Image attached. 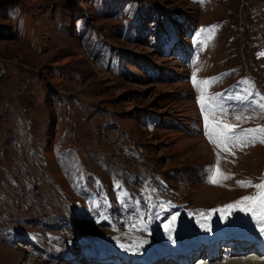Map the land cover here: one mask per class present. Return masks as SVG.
Returning a JSON list of instances; mask_svg holds the SVG:
<instances>
[{
    "label": "rangeland",
    "instance_id": "rangeland-1",
    "mask_svg": "<svg viewBox=\"0 0 264 264\" xmlns=\"http://www.w3.org/2000/svg\"><path fill=\"white\" fill-rule=\"evenodd\" d=\"M262 53L264 0H0V264L263 244L254 208H227L264 183Z\"/></svg>",
    "mask_w": 264,
    "mask_h": 264
},
{
    "label": "snow or ice",
    "instance_id": "snow-or-ice-1",
    "mask_svg": "<svg viewBox=\"0 0 264 264\" xmlns=\"http://www.w3.org/2000/svg\"><path fill=\"white\" fill-rule=\"evenodd\" d=\"M264 55V53H262ZM209 81H202L201 84L205 86V88L209 85ZM195 84V81H194ZM201 91V100L200 103L202 107H207L208 109L211 110L213 116L215 115V108L213 107L216 103V97L215 96H208L205 98L204 96V88L199 89ZM237 119H240V117H237ZM234 125H229V124H217L215 125L212 130L209 133V138L210 142L214 143L215 146L219 149H221L224 152H229L230 147L235 146V147H240L244 146V142L241 141L239 138H236L231 135ZM255 132L261 133V136L259 138V143L264 144V129H257V130H252V133L254 134ZM213 136H215V139H213ZM234 141V143H233ZM252 144H255L257 142L256 138L253 135V138L250 141ZM231 177L224 174L223 172L220 171L219 169V162L217 165V168L213 172V176L210 179V182L213 184H222L223 180L230 179ZM241 186L249 185L250 182H245L241 181L239 182ZM258 189V194L255 197H245L241 201H238L237 204L235 205H229L227 206L228 210L240 206V205H245L246 203L248 204L249 207H253V215L256 216L257 213L258 215V223H261V231L264 232V183H261L260 185L256 186ZM175 219V217H173Z\"/></svg>",
    "mask_w": 264,
    "mask_h": 264
},
{
    "label": "bare ground",
    "instance_id": "bare-ground-1",
    "mask_svg": "<svg viewBox=\"0 0 264 264\" xmlns=\"http://www.w3.org/2000/svg\"><path fill=\"white\" fill-rule=\"evenodd\" d=\"M177 32H179V31H177ZM185 33V32H184ZM179 35H180V33H179ZM185 35V34H184ZM178 38V37H177ZM178 42V41H177ZM178 54V53H177ZM176 54V55H177ZM181 55V54H180ZM173 56V55H172ZM174 57H175V55H174ZM179 58V57H178ZM195 111H196V109H195V106L194 107H191V108H189V109H182L180 112L181 113H179V116H180V118L182 117L183 119H186V121H187V118H189L190 117V115H194V113H195ZM190 119V118H189ZM196 119V118H195ZM184 121V120H183ZM182 121V122H183ZM191 121H193V119L191 120ZM198 125H199V123H198V121L196 122ZM183 124H185V122L183 123ZM195 140L194 139H192V140H189V141H187V142H180V145H183V144H187V145H192L193 143H195L194 142ZM213 216H216L215 215V213H213ZM219 216V215H218ZM212 221V220H211ZM196 223V222H195ZM207 223V222H206ZM200 225H201V223H200ZM202 226V225H201ZM205 226V225H204ZM208 226V225H207ZM210 226V225H209ZM211 227H213V226H211ZM203 228V227H202ZM202 230V229H201ZM212 230V229H211ZM187 232V231H186ZM190 234V233H189ZM205 237V236H204ZM225 241H227V240H220V239H215L214 240V242H210L209 244H202V243H200L199 244V246L198 247H196L195 248V250L193 251V253H194V257L193 258H191V260H187L186 261V263L184 262V260L181 258L180 259V264H192L193 263V261H194V258H196V259H199V255H204L205 254V250L206 249H208V248H210V247H212V246H214V244H216L217 243V248H216V254H214V257H213V259H212V262L214 261V259H217V260H219V261H221L222 260V258L225 256V254L223 253V252H221V246H223V244H224V246H225ZM203 242V241H202ZM221 242V243H220ZM243 243H244V248L245 249H247V248H249L250 246H252L251 244H250V242H247V241H242ZM90 243H88V245H89ZM232 245H234V243H232ZM231 245V246H232ZM122 250H124V251H122ZM121 251L122 252H120L119 251V249H114V250H112V252H116V251H118V252H116V255H117V257L120 259V260H116V259H114V261H112L113 259H110V258H108V256H103L100 260H102V262H103V264L105 263V264H111L110 262H119L118 264H161L162 263V260H167L168 258H163V259H160L159 261H158V263H155V261L156 260H158V259H156L154 256L153 257H150V258H147L146 259V263H145V261L144 260H142V258L141 257H145L146 258V256H142V255H138L137 254V257H135L133 254H130V253H128L127 251H126V249H122ZM255 250V248H251V253H247L246 254V256L248 255V254H254V256L253 257H257V252L256 251H254ZM133 252L136 254L137 253V251H135V250H133ZM232 254H238L236 251H235V249H232ZM260 254H262V253H260ZM114 255V254H113ZM149 255H151V254H149ZM176 255V254H175ZM110 256H112V255H110ZM174 257H180V255L179 254H177L176 256H174ZM238 258V257H237ZM247 258V257H246ZM241 259V258H240ZM81 260V259H80ZM81 262V261H80ZM196 263V262H195ZM171 264V263H170ZM215 264V263H214ZM220 264V263H219ZM225 264H264V261H253V260H251V261H249V260H247L246 259V261H241V260H239V259H233V260H231V261H229L228 263H225Z\"/></svg>",
    "mask_w": 264,
    "mask_h": 264
},
{
    "label": "trees",
    "instance_id": "trees-1",
    "mask_svg": "<svg viewBox=\"0 0 264 264\" xmlns=\"http://www.w3.org/2000/svg\"><path fill=\"white\" fill-rule=\"evenodd\" d=\"M106 5H109V4L106 3V4L103 6V7L105 8V11L107 10V9H106V8H107ZM94 6L96 7V6H97V3H96V5H94ZM128 32H129V30H128L127 28H126V29H123V30H122V33H123L122 35H128V34H129Z\"/></svg>",
    "mask_w": 264,
    "mask_h": 264
}]
</instances>
